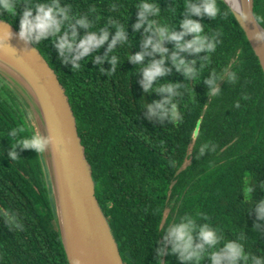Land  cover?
<instances>
[{
  "label": "trees",
  "instance_id": "obj_1",
  "mask_svg": "<svg viewBox=\"0 0 264 264\" xmlns=\"http://www.w3.org/2000/svg\"><path fill=\"white\" fill-rule=\"evenodd\" d=\"M36 2L42 0H17L18 13L25 4ZM140 2L60 0L61 6H71L72 17L62 33L70 31L81 16H87L91 27L75 25L80 38L88 31L109 32L103 47L79 61L78 71H73L71 61L63 62L51 35L32 43L68 97L91 166L95 196L123 263L159 264L157 250L165 247L163 264H183L164 237L166 228L186 214L197 225L208 223L217 229L220 244L206 252L234 241L243 244L246 253L264 257V221L255 211V202L264 200V74L259 61L228 6L217 0L223 15L190 17L204 26L206 35L217 36L216 52L210 58L207 52L180 53L187 61H195V78L178 72L167 60L171 71L145 92L142 69L160 57L146 55L138 64L128 59L144 51L143 41L150 35L144 28L137 31L133 27ZM148 2L160 8L159 16L149 20L176 32L182 30L185 0ZM253 11L255 17L264 19V0H254ZM0 19L19 31V15L3 13ZM114 24L125 27L127 43H117L108 52L116 32ZM164 47L169 57L177 51L174 41H165ZM105 55L118 56L115 73H109L108 61L95 62V56ZM230 72L236 73L235 82L227 78ZM213 73L220 89L217 96L210 94L206 83ZM164 83L180 85V95L174 98L182 114L179 122L148 116L146 106L166 95L156 91ZM19 127L26 129L21 136L35 128L24 101L0 75V209L14 213L23 225L22 229L10 227L0 216V264H68L42 153L17 149L20 159L11 161L7 156L15 142L7 133ZM248 186L254 189L251 197L246 195ZM193 264L212 261L205 255Z\"/></svg>",
  "mask_w": 264,
  "mask_h": 264
},
{
  "label": "clouds",
  "instance_id": "obj_2",
  "mask_svg": "<svg viewBox=\"0 0 264 264\" xmlns=\"http://www.w3.org/2000/svg\"><path fill=\"white\" fill-rule=\"evenodd\" d=\"M139 9L138 21L133 26L135 30L144 28L146 33L150 35L143 41L144 51L135 55H129L128 59L138 64L142 62L145 56L159 55V59L152 60L146 67L142 69L143 80L142 86L145 92H150L153 88L154 82L158 78L166 76L171 69L166 66V61L171 60L178 72L188 78H195L197 76V69L194 68L195 61H187L180 55L182 52L190 54H198L207 52L209 58L211 54L216 52L220 41L216 35L209 36L205 34L204 26L196 19L190 17H203L215 19L217 16L223 15V10L218 6L217 0H185L186 17L180 23L181 31L176 32L171 30L166 24H158L156 20H149L150 16H159L160 8L155 3H150L148 0H141L137 4ZM17 0H0V14L7 13V16H20L19 21V38L26 42L38 43L46 40L50 35L56 40V48L59 55L63 57V62L67 64L72 63L73 71H78L81 68L79 63L84 57L89 56L94 50H99L106 41L109 40V32L101 29L99 34L97 31H88L82 38L79 37L77 28L89 29L91 24L87 16H81L76 19L75 25H71V30L62 29L65 22L70 21L71 6H61L60 0H42L34 4H25L21 13H18ZM240 16L247 20L248 17L242 11ZM259 24H264V19L256 17ZM116 28L115 35L111 43L108 45V52H111L117 43H127V33L123 25L114 24ZM62 33V34H61ZM191 36L190 40H185L186 36ZM12 33L6 32L7 39H10ZM257 42L264 43V30L254 32L252 34ZM165 41H174L177 51L170 57L168 56V49L164 47ZM150 49V51H149ZM95 62L103 64L108 61L111 64L109 73H115L119 58L116 55L111 57L105 55L104 57L95 56ZM104 71L103 68L100 69ZM227 78L235 82L237 75L235 72L227 74ZM210 86V94L217 96L220 89L217 86L216 74L213 73L210 78L206 80ZM180 88L179 84L164 83L161 84L156 91L166 94L163 100L147 105V113L149 117H157L163 121L168 119L173 123L179 122L182 119V114L179 111L178 104L174 102V98L180 93L177 91ZM25 127L12 128L8 131L7 136L15 140L7 149V156L11 161L20 159L17 149L20 150H34L38 154L44 153L48 145L51 143V137L43 135L36 128H29L30 135L21 136L25 132ZM207 148V144L200 148L201 153ZM253 186H248L246 195L251 197ZM255 211L257 218L264 221V200L255 202ZM0 216H2L6 223L13 228L22 229L23 225L18 223L17 217L14 213L7 210L0 209ZM257 228L260 227L258 224ZM166 235L164 240L166 244H171V251L179 253V259L183 264H193L199 262L205 255H208L212 264H264V257L251 255L245 252L244 245L234 241L224 243L222 247L211 253L206 252V248H216L220 244L221 237L215 227L208 223L197 225L195 218L192 215H184L180 217L178 223H172L166 228ZM199 241V243L196 242ZM165 255V247L157 250L158 262L163 264V256ZM78 264V262H77Z\"/></svg>",
  "mask_w": 264,
  "mask_h": 264
},
{
  "label": "water",
  "instance_id": "obj_3",
  "mask_svg": "<svg viewBox=\"0 0 264 264\" xmlns=\"http://www.w3.org/2000/svg\"><path fill=\"white\" fill-rule=\"evenodd\" d=\"M222 1L243 30L264 74V43L252 38L254 32L264 30L254 15V0ZM18 33L0 19V75L18 92L28 114L33 112L38 130L51 137L42 155L68 264H124L95 196L91 166L65 90L35 45L21 40Z\"/></svg>",
  "mask_w": 264,
  "mask_h": 264
},
{
  "label": "rangeland",
  "instance_id": "obj_4",
  "mask_svg": "<svg viewBox=\"0 0 264 264\" xmlns=\"http://www.w3.org/2000/svg\"><path fill=\"white\" fill-rule=\"evenodd\" d=\"M29 118L31 120V122L35 125V128L38 129V122H37V118L35 117V115L33 114V112L31 110H29Z\"/></svg>",
  "mask_w": 264,
  "mask_h": 264
}]
</instances>
